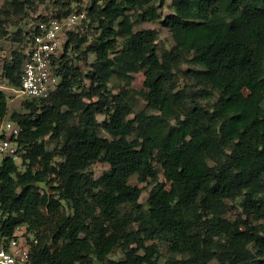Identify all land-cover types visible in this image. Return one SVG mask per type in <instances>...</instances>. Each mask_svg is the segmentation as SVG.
<instances>
[{"label":"trees","instance_id":"16d2710c","mask_svg":"<svg viewBox=\"0 0 264 264\" xmlns=\"http://www.w3.org/2000/svg\"><path fill=\"white\" fill-rule=\"evenodd\" d=\"M81 1L55 17L84 11L97 35L67 33L46 98H23L8 114L4 88L20 87L25 51L3 64L0 119L19 126L22 169L0 162V237L31 233L36 264H157L154 241L186 255L167 264H264V0H171L163 19L166 0H90L86 11ZM140 21H159L171 49L156 47L153 29L135 30ZM32 28L13 40L27 46ZM134 73L140 90L128 86ZM113 78L126 89L113 93ZM97 161L108 169L94 179ZM133 176L150 188L145 206ZM236 199L241 214L230 220ZM115 250L122 260L109 258Z\"/></svg>","mask_w":264,"mask_h":264},{"label":"rangeland","instance_id":"374dc122","mask_svg":"<svg viewBox=\"0 0 264 264\" xmlns=\"http://www.w3.org/2000/svg\"><path fill=\"white\" fill-rule=\"evenodd\" d=\"M90 0H82L80 2V8L82 10L86 11L87 6L89 5ZM171 0H166L162 7L158 8V13L160 16V19H163L164 17L168 16L171 11L168 7ZM75 3L74 0H33L31 3L22 2L20 5L17 6H10L9 0H0V8L2 9H9L7 15H1L0 16V85L4 86L6 85V81L2 77V68L3 64L7 62L10 57L11 53L13 51H21L24 52L26 50V45L22 43L15 42L13 40L14 34L17 31H20L24 33V31H27V29L30 26H34L39 20L44 18H50L55 17L56 14L60 11H65L66 9L70 8L72 11L75 9ZM157 5V4H156ZM135 30L140 29H153L156 32V47L160 50H170L173 46V41L171 38L170 32L161 26L160 22H143L140 21L135 24L134 26ZM74 32L79 33H86L89 36V39L97 35L96 31L94 29L86 30L84 28V25L80 21L74 28ZM69 57H75V55L69 50L68 51ZM94 61V55L92 53H88V59L86 62L79 61L77 65H79L80 69L85 72L90 69V64ZM189 67L187 63H183L180 65V70L176 72L177 77L179 79L178 84L182 87L186 84H189L190 81L187 79V75L185 74L186 69ZM58 82L59 79H56ZM86 85H88V81H85ZM143 84V76L141 73H134L132 74V80L129 82L128 86L135 89L140 90ZM127 87V84H125L123 81H120L116 78H113L108 83V88L113 93H118L122 90H125ZM7 95H9V98L7 100L8 104V114L14 109H18L17 106L19 102L23 99L22 97H15L11 92H7ZM145 103L142 101H139V103L134 108L135 112H138L139 110L144 108ZM98 121L103 120L102 115H98L97 117ZM103 136L105 134L103 132H100ZM47 149L49 151H54V149L57 148V144L54 141H48L46 142ZM20 156V154H19ZM54 160H57L55 158ZM20 169H22L21 166V158L15 161ZM108 169V165L103 162H94L88 165V170L90 171L92 177L94 179L99 178L103 172H105ZM159 179L162 181V174L160 172ZM129 184L137 186L142 189L141 196L139 198V203L143 204L145 206V201L148 196L149 187H146V183L139 182L135 176L131 177L129 179ZM174 195H169L167 199V204H171L173 202ZM230 204V212L226 215V217L230 220H233L238 215L241 214V207H240V200L236 199L234 201L228 202ZM29 238L33 237L31 233H28ZM61 238L56 235L51 243V247H56L60 245ZM152 242L147 243L149 247H151ZM154 250H151L150 248L148 257L154 259H157V264H167V261L171 258H184L186 255L182 254H172L167 248V245L163 242L154 241L153 242ZM139 253H142L141 251ZM123 254L120 250L113 251L109 258L120 261L123 259ZM210 264H216V262H211Z\"/></svg>","mask_w":264,"mask_h":264},{"label":"built area","instance_id":"2783aa9c","mask_svg":"<svg viewBox=\"0 0 264 264\" xmlns=\"http://www.w3.org/2000/svg\"><path fill=\"white\" fill-rule=\"evenodd\" d=\"M85 12H71L61 18L39 20L30 30L26 58L22 65L20 87L4 88L15 97L46 98L56 87L58 79L53 72V61L63 50L67 33L84 18ZM19 126L3 117L0 119V162L6 158H20L18 152ZM19 230H21L19 228ZM11 237H0V264H36L32 258L34 238L19 231Z\"/></svg>","mask_w":264,"mask_h":264}]
</instances>
